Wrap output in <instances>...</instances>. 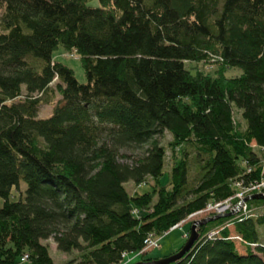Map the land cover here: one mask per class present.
<instances>
[{
  "label": "trees",
  "instance_id": "trees-1",
  "mask_svg": "<svg viewBox=\"0 0 264 264\" xmlns=\"http://www.w3.org/2000/svg\"><path fill=\"white\" fill-rule=\"evenodd\" d=\"M93 1L0 0V264H55L51 237L77 253L65 264H120L148 237L213 217L208 203L234 195L248 165L260 178L264 0ZM59 46L77 53L87 83L54 59ZM130 181L152 189L131 194ZM200 233L170 264H264V213Z\"/></svg>",
  "mask_w": 264,
  "mask_h": 264
},
{
  "label": "rangeland",
  "instance_id": "rangeland-1",
  "mask_svg": "<svg viewBox=\"0 0 264 264\" xmlns=\"http://www.w3.org/2000/svg\"><path fill=\"white\" fill-rule=\"evenodd\" d=\"M96 1H93L92 4H94ZM1 15H2V6L0 4V18H1ZM72 53H75V54L73 56H71V53L68 52L63 46H59L54 52V59L65 64V65H67V66H69L70 68H72L75 71V75H76L77 79L81 83H87L88 79H87V76H86V73H85V70L83 67V63H82L80 57L77 55L76 52H72ZM187 67L188 68L194 67L198 70H203L205 72H208V71L213 72L214 71L213 67H211L210 65L205 66V64L203 65V64H195V63L189 64L188 63ZM239 74H241L240 69H229L226 73L227 76L239 75ZM52 109L53 108L51 105H49V106L44 105L40 110V116L41 117L49 116L52 112ZM235 120H236L237 125L239 123V127L241 129L244 130L246 128L247 125H246L245 120L243 119L241 111H238L236 113V119ZM158 140L167 149L168 160H167L165 168H164V176H162V181H163L164 185H169L170 173H171L170 170L172 169V166L174 165L175 159H176V157H173V154H172L173 152H172V149L170 148L171 147L170 142L172 140V137L170 134L165 133L164 135L158 136ZM252 146H253L254 150L256 151V153H258L260 155V158H262V160H263L264 159V148L259 147L256 143H252ZM146 148H147V145L143 149H139V150L133 152V154L140 156L146 150ZM128 154H130V153H128ZM248 167H249V165L247 166V168ZM191 169H192V171H191L192 173H196L197 169L195 168V165H192ZM134 184L135 183L130 181L126 186L128 191L131 194H133L136 189H137V191H139V193L148 192L152 189L147 185H142L141 187H137V186L135 187ZM21 185H22L23 189H25L27 187V185L24 181L21 182ZM235 192H236V190H235ZM20 193L21 192H19L17 190V188H14L12 195H11V199L12 200L20 199V197H21ZM250 193H247L245 196L243 195L244 200L241 197V199L244 202H247V204H249V205H247L248 212H251L250 214H253L255 216L262 214L264 212V210H262V205L264 203H249V201L250 200H261V201L263 200L264 201V199H249V200H247V198L249 196H251ZM257 193H261V192H257ZM236 194L237 195L235 196V198H236V200H239L240 196L237 192H236ZM3 204H4V198L0 197V207ZM222 224L219 223V224L215 225L214 228L218 227V226H222ZM230 228H231V230H234L233 225H231ZM190 229H191V224L188 223L182 227L176 228L175 230H173L172 232H170L166 235H163V237H161L159 239V245L157 247L153 248L152 250L148 251L146 254H144V257L152 258L153 260H155V259H162L164 257H167V256L174 254L177 250L181 249L182 246L185 244V242L187 240V238L185 236L187 233H189ZM260 232L263 234V227L260 228ZM210 233L213 235L215 234L213 232H210ZM208 236H209V234H208ZM43 243L49 247L50 255L54 259L55 264H65L68 260L77 256L76 255L77 253L75 251L67 253V252H63V251L58 250L57 249V243L55 242L53 237H51L47 240H43ZM131 254H133V255H131ZM131 254L128 255V260H130V259H132V260L128 261L127 262L128 264L136 263V262L140 261L143 257V255H141V254H134V253H131ZM24 255H26V254H24ZM21 264H34V263L31 260L27 259L25 261L21 260Z\"/></svg>",
  "mask_w": 264,
  "mask_h": 264
},
{
  "label": "built area",
  "instance_id": "built-area-1",
  "mask_svg": "<svg viewBox=\"0 0 264 264\" xmlns=\"http://www.w3.org/2000/svg\"><path fill=\"white\" fill-rule=\"evenodd\" d=\"M249 171V168H248ZM244 182H239V180H235L234 181V185L236 187V192L239 194L240 199L236 200L235 196L237 195L236 192L234 195L230 196L229 198H227L226 200L223 201H217L212 208L216 209V210H227L230 209L232 207H236L238 208V211L241 213L240 215L242 216H247V215H251V212H248V207H247V202H244L241 197L244 199L243 195L245 196L247 193L253 194V193H257V192H261L264 193V159H263V168L261 170L260 173V178L259 180H256L254 182L249 183L248 185H244ZM239 188L241 189L239 191ZM236 200V201H235ZM145 244L146 246L144 247V249H142V251L139 252V254H144L147 250H150L154 247H157L159 245V239L154 238L153 236L148 237L145 240ZM124 257V256H123ZM126 257V255H125ZM124 257V261L120 264H126L128 261L132 260H128L127 258ZM29 258V255L26 254L24 255L21 260L25 261Z\"/></svg>",
  "mask_w": 264,
  "mask_h": 264
},
{
  "label": "water",
  "instance_id": "water-1",
  "mask_svg": "<svg viewBox=\"0 0 264 264\" xmlns=\"http://www.w3.org/2000/svg\"><path fill=\"white\" fill-rule=\"evenodd\" d=\"M249 199H264V194L263 193L253 194L247 198V200H249ZM232 214H234V213H230L228 215H232ZM221 216L222 215H218L214 218L205 219V220H202L200 222L195 223L191 228L190 237L187 239V241L182 246V248L179 249L174 254L167 256V257H164L162 259L153 260V261L140 260V261L133 263V264H170V263H173V262L181 259L186 253H188L192 249V247L195 245V243L199 240L200 234L197 230V227L199 225H205L207 222L212 221L216 218H220Z\"/></svg>",
  "mask_w": 264,
  "mask_h": 264
},
{
  "label": "bare ground",
  "instance_id": "bare-ground-1",
  "mask_svg": "<svg viewBox=\"0 0 264 264\" xmlns=\"http://www.w3.org/2000/svg\"><path fill=\"white\" fill-rule=\"evenodd\" d=\"M248 168H249V171H248ZM247 168V171H248V173H247V175H248V178L246 179V178H242V179H237V180H239V182H245V183H243L244 185H248L249 183H251V182H254V181H256V180H259V178H257V177H255L253 174H254V171L256 170V166L255 165H249V167ZM164 171V170H163ZM164 173V172H163ZM249 175H251V176H249ZM164 176V175H163ZM162 178V177H161ZM233 181V180H232ZM231 181V182H232ZM142 185V184H141ZM235 190V189H234ZM237 190V189H236ZM241 189L239 188V191H240ZM253 194H256V193H253ZM253 194H251V195H253ZM264 194V193H263ZM244 200V199H243ZM258 201V200H257ZM263 201V200H262ZM256 202V201H255ZM215 203H213V202H210V203H208V205H207V211H209V212H212V213H214V216L213 217H211V218H214V217H216V216H218V215H222L220 218H224V217H239V218H247V217H251V216H255V215H253V214H251V215H247V216H242V215H240L241 213L238 211V208H236V207H232V208H230V209H227V210H216V209H213L212 208V206L214 205ZM249 205V204H248ZM262 210H264V204L262 205ZM138 211L136 210V213H137ZM230 213H234V214H232V215H228V214H230ZM264 213V212H263ZM262 213V214H263ZM220 218H216V219H214V220H212V221H209V222H207L205 225H199L198 227H197V230H198V232H199V234H200V238L202 237L201 236V233H200V229L203 227V226H206L207 224H209L210 222H213V221H215V220H217V219H220ZM206 219H208V218H206ZM210 219V218H209ZM202 220H205V219H196V220H193V221H191L190 222V224H191V228H192V226L195 224V223H197V222H200V221H202ZM186 224H188V223H186ZM186 224H183L182 226H184V225H186ZM210 232H213V233H215V230H210V231H208V234H209V236L211 237V236H213V234H211ZM208 234H206V235H208ZM190 235H191V229H190V231H189V233H187L186 234V238L188 239L189 237H190ZM205 236V235H204ZM199 238V239H200ZM131 255H133V254H131ZM128 264V263H127Z\"/></svg>",
  "mask_w": 264,
  "mask_h": 264
}]
</instances>
